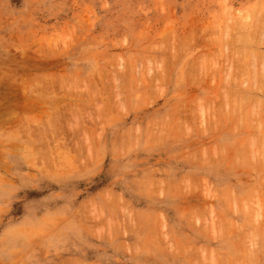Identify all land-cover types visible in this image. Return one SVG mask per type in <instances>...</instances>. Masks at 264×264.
<instances>
[{
    "label": "rangeland",
    "instance_id": "rangeland-1",
    "mask_svg": "<svg viewBox=\"0 0 264 264\" xmlns=\"http://www.w3.org/2000/svg\"><path fill=\"white\" fill-rule=\"evenodd\" d=\"M263 73L264 0H0V264H264Z\"/></svg>",
    "mask_w": 264,
    "mask_h": 264
},
{
    "label": "bare ground",
    "instance_id": "bare-ground-1",
    "mask_svg": "<svg viewBox=\"0 0 264 264\" xmlns=\"http://www.w3.org/2000/svg\"><path fill=\"white\" fill-rule=\"evenodd\" d=\"M241 15V14H240ZM260 20V19H259ZM258 27V26H257ZM260 30V29H259ZM241 37V36H240ZM244 38V37H243ZM231 41V40H230ZM242 41V40H241ZM233 44V43H232ZM249 52V51H248ZM219 60V59H218ZM250 64V63H249ZM227 69V68H226ZM255 70V69H254ZM215 72V71H214ZM243 73V72H242ZM248 73V72H247ZM209 74V73H208ZM264 74V73H263ZM244 80V79H243ZM246 81V80H245ZM226 85H227V83H226ZM247 85V84H246ZM243 97H244V95H243ZM245 99V98H244ZM259 100V99H258ZM230 103V102H229ZM248 141V140H247ZM253 144V143H252ZM254 146V145H253ZM251 148V147H250ZM253 151V150H252ZM264 161V160H263ZM261 209V208H260Z\"/></svg>",
    "mask_w": 264,
    "mask_h": 264
}]
</instances>
